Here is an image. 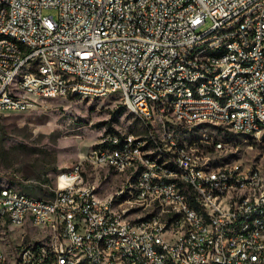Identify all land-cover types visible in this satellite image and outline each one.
Masks as SVG:
<instances>
[{
	"label": "built area",
	"instance_id": "obj_1",
	"mask_svg": "<svg viewBox=\"0 0 264 264\" xmlns=\"http://www.w3.org/2000/svg\"><path fill=\"white\" fill-rule=\"evenodd\" d=\"M143 2H150V9H143ZM7 3L16 6L15 18H8ZM244 4L243 12H236V5ZM46 8L59 10V18L45 15ZM240 21V29L224 32V25ZM214 28V35L198 38L203 25ZM0 28H14L27 36L32 44L30 53L16 49L15 44L0 40V113H19L32 106L37 98H43L45 91H53L59 97L72 95L74 89H84L91 98L100 95L103 89L116 88L125 92L130 106L138 107L142 119L149 126V136L160 138V146L154 151L163 152L162 132H169L172 147H177L178 173L166 172L162 165L147 162L141 187L132 197H138L137 208L117 211V205L110 201H99L98 185L91 182V189L75 190L78 182L79 165L62 169L57 179L59 190L49 198L40 197L37 202L18 198L16 187L0 186V225L6 226V234H0V264H9L4 256L1 235H7L6 215L19 217L37 215L36 227L40 234L14 243L17 264H40L42 257H50L51 264H70L58 258V250H74L81 245V258L93 254L104 264H114L113 248L124 250L128 264H164L161 255L154 253V246H164L174 261L184 264H257L264 262V196L258 197L254 209H263V218L249 221L250 210H243L244 199L233 198L232 205H224L225 214L211 212L216 223L215 235L200 237L202 225L196 223L195 233L174 236L166 232V225L152 228V221L160 215L175 217V226L182 224L184 215H192L190 207L182 201L173 207V213L141 211L140 203L156 202L155 194H166L167 198L178 197L169 188V178H176L186 186V181L198 182L208 188L224 192L234 180H255L256 166L246 165V172H239L233 165V172L213 175V170L204 171V162H191V155H200V150H217L222 155L226 142L201 136L193 145H185V137L172 136V129L179 128L164 113L162 93H172L185 88V96L176 109L192 117V123L203 119V111H212L233 119V128H255L256 137L264 130V0H134L131 6L120 7V0H0ZM236 34V41H230L229 56L212 59L205 64V57L199 55L200 46H214L221 43V36ZM232 48L242 49L249 68L235 65ZM253 50H262L261 58L253 57ZM56 56V63L40 66V58ZM8 62H16V70H8ZM52 65H63L67 71H74V78L57 79ZM220 65H227V87L222 101L210 100V94L190 86V78L202 73L213 74ZM24 72L22 93H12L11 76ZM148 81H156V90H148ZM36 83H44V90L35 91ZM238 97L259 99V107L237 105ZM252 110H259V117H252ZM148 112H155V121H148ZM217 125H225L218 123ZM140 137L130 134L126 151L101 154L110 162L131 159L132 144H139ZM120 144V138L103 136L96 146ZM87 154V153H86ZM136 168V163H135ZM221 168V165L220 167ZM110 171V169H109ZM128 177V176H127ZM126 181L123 182L125 185ZM196 199L201 202L199 196ZM74 202V210H60V203ZM210 212V209H208ZM48 222L47 230H40V223ZM174 226V227H175ZM225 228H233L228 256H221L220 244ZM114 230H123V237H114ZM59 233L71 235V243L58 241ZM234 237H243V244H234ZM32 241H45V250L36 253V263H29ZM99 245L112 247V255L99 254Z\"/></svg>",
	"mask_w": 264,
	"mask_h": 264
},
{
	"label": "bare ground",
	"instance_id": "obj_2",
	"mask_svg": "<svg viewBox=\"0 0 264 264\" xmlns=\"http://www.w3.org/2000/svg\"><path fill=\"white\" fill-rule=\"evenodd\" d=\"M134 0H120V7L131 6ZM143 9H150V2H143ZM244 4L236 5V12H243ZM16 6L14 3H7V16L8 18H15ZM240 29V21H233V23L224 25V32H234ZM214 35V28L207 27L198 31V38H205L207 36ZM0 40H7L10 44H15L16 49H23V53H30L32 51V44L27 41V36L17 32L14 28H0ZM230 41H236V34H227V36H221V43L212 46H200L199 55L208 56L205 57V64H212V59H222L229 56L230 53ZM232 55L235 56V65L240 68H249V61L246 60V55H242V49L232 48ZM254 58L262 57V50H253ZM50 63H56V56H47V58H40V66H50ZM8 70H16V62H8ZM52 72L57 79L74 78V71H67L63 65H52ZM227 65H220L214 71V79L216 81V88L213 83V74L202 73L200 76H193L190 78V86H195V90H202L204 85V93L210 94V100L222 101L224 93H226L227 87ZM19 77V79H16ZM24 80V72H15L11 76V89L12 93H22V81ZM44 90V83H36L35 91ZM148 90H156V81H148ZM111 94H117L125 100V92L116 88H106L102 90L100 95H95V98H104ZM73 95H80L81 97H90L91 94H85L84 89L72 90ZM185 96V88H178L172 93H162V108L164 113L173 120L176 124L193 126L201 123H225V125L233 128V119L226 118L225 115H217L212 111H203V119L192 123V117L182 112L180 109H176L174 104H180ZM59 97L53 91H45L43 98H56ZM127 108L138 117L143 123L148 126L145 119H142L140 109L138 107L130 106V102H125ZM237 105H248V107H259V99L253 97H238ZM252 117H259V110H252ZM148 121H155V112H148ZM149 127V126H148ZM235 131L242 132L249 135H256L255 128L237 129ZM174 132V131H173ZM172 132V136L173 135ZM264 132V130H263ZM109 138H120V144H108L106 146H94L84 161H88L98 167H109L125 176L127 183L115 193L109 196H102L99 194V201H110V205H117V211H129L132 208H137L138 197H132L133 193L138 192L141 187L144 171L146 170L147 162L155 163V165H162V169L170 173H178V166L176 162L169 161L170 157H177V147H172V139L169 132H162V145L163 152L154 151V146H160V138L152 137V141L145 142L140 140L139 144H132V151L142 152V156H138V153H131V159L127 161L110 162L109 157H96L101 154H114L126 151V144L130 134L118 135L116 133H108ZM175 137V136H174ZM193 140V139H192ZM197 140V139H196ZM197 141H187L185 138V145L196 144ZM224 145H222V149ZM205 152V151H204ZM200 150V155H191V162L201 163V158H207L204 162V171L213 170V175H223V172H233V165L239 172H246V165L241 162H233L226 165L213 166L210 164L211 152L212 154L217 150L208 151L207 155H204ZM84 161L77 162L79 165L78 182L75 183V190L86 191L91 189V183L86 181L84 173ZM136 163V168H135ZM76 165V163L74 164ZM128 176V177H127ZM4 188H11L12 186L0 184ZM169 188L174 190L178 197L167 198L166 194H155L156 202H143L140 203L141 211L156 210V212H164L166 207V213H173V207L181 206L182 201L187 207H190L192 215H184L182 224L175 226V217L170 215H160L158 221H152V228H161V225H166V232H173L174 236H183L186 233L196 232V223L192 219V216L197 218L202 225L200 228V237H209L215 235L216 223L211 214H225L224 205H232L233 198L250 197L244 199L243 210H250L256 207L258 197L264 196V169L256 166V178L255 180H234L232 186H226L224 192L218 190V188H208L207 185H200L198 182L186 181V186L183 183L177 181L176 178H169ZM59 190V186L56 188ZM199 196V200L196 196ZM18 198H27L29 202L39 201V197L27 194L21 190H18ZM210 209V212L209 210ZM60 210H74V202L66 201L60 203ZM257 218H263V209L250 210L249 221H256ZM31 222L34 225H38L37 215H27V217H19V221L14 218V214L6 215L7 226L21 225ZM175 226V227H174ZM5 225H0V231L5 229ZM40 227L48 229V222H41ZM5 231V230H4ZM233 236V228H225V236H222V243L220 244L221 256H228V250L230 249V237ZM114 237H123V230H114ZM58 241H64V243H71V235L67 233H59ZM234 244H243V237H234ZM4 256L9 263V256L5 249ZM39 250H45V241L38 242L32 241L29 253V263H36V253ZM81 245H74V250H58V258H62V262L70 264H104L101 260L94 258L93 254H86L84 258H81ZM154 253L161 255L162 262L164 264H184L180 261H174V254H170L169 250H166L164 246H154ZM99 254L112 255V247L109 245H99ZM13 264H17L18 258H15ZM113 260L114 264H128L127 259L124 258V250L121 248H113ZM10 264V263H9ZM51 264L50 257H42V263ZM257 264H264L259 262Z\"/></svg>",
	"mask_w": 264,
	"mask_h": 264
},
{
	"label": "rangeland",
	"instance_id": "obj_3",
	"mask_svg": "<svg viewBox=\"0 0 264 264\" xmlns=\"http://www.w3.org/2000/svg\"><path fill=\"white\" fill-rule=\"evenodd\" d=\"M44 14L59 18L56 8H46ZM209 25H203L201 30ZM122 100L117 94L104 98L72 95L37 98L24 111L0 113V184L16 187L33 196L49 198L59 186L58 173L67 166L84 161L89 151L108 133L121 136L134 134L142 141L151 142L149 127L136 118ZM172 132L175 137L182 136L192 142L201 140L203 135L226 142L218 158H214L217 152L210 153V164L213 166L241 162L264 169V132L256 137L215 123L180 124ZM212 150L202 151L207 155ZM102 168L104 166L84 161L86 181L97 184L102 196H109L124 186L125 176L113 169ZM30 226L23 229L21 225L7 226L9 232L1 235V241L8 254L14 250V243L40 234L36 227ZM4 230L0 234H6V227ZM40 230L46 229L40 227ZM14 257L18 258V255L9 258L10 264L14 263Z\"/></svg>",
	"mask_w": 264,
	"mask_h": 264
},
{
	"label": "crops",
	"instance_id": "obj_4",
	"mask_svg": "<svg viewBox=\"0 0 264 264\" xmlns=\"http://www.w3.org/2000/svg\"><path fill=\"white\" fill-rule=\"evenodd\" d=\"M102 169H111V168H109V167H104V168H102ZM112 170V169H111ZM1 231H4V229H2ZM7 253V252H6ZM17 254V251L16 250H13L12 251V253L10 254H8L7 253V255L9 256V258H11L13 255H16Z\"/></svg>",
	"mask_w": 264,
	"mask_h": 264
},
{
	"label": "trees",
	"instance_id": "obj_5",
	"mask_svg": "<svg viewBox=\"0 0 264 264\" xmlns=\"http://www.w3.org/2000/svg\"><path fill=\"white\" fill-rule=\"evenodd\" d=\"M73 96L80 97V95H73Z\"/></svg>",
	"mask_w": 264,
	"mask_h": 264
}]
</instances>
